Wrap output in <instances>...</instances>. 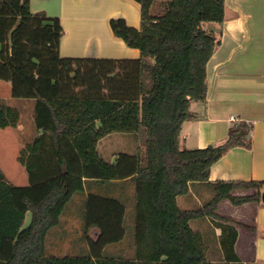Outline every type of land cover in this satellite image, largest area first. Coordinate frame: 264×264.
I'll return each mask as SVG.
<instances>
[{
  "label": "trees",
  "instance_id": "obj_1",
  "mask_svg": "<svg viewBox=\"0 0 264 264\" xmlns=\"http://www.w3.org/2000/svg\"><path fill=\"white\" fill-rule=\"evenodd\" d=\"M132 1L139 7V28L122 18L108 25L115 38L139 51L136 60L62 58L59 18L32 13L30 0H0V82L10 83L13 99L35 102L39 132L17 159L27 187L11 185L0 170V264H205L211 239L207 243L190 227L199 219L220 230L219 264H239L237 229L216 209L222 200L260 203L264 182L208 180L230 149L251 148L253 125L239 120L218 143L180 147L192 105L206 102V67L220 44L215 26L224 22V0H168L157 15L151 13L154 0ZM19 120L18 110L0 99V129L15 128ZM110 134L135 141L144 134V153L120 152L113 163L105 161L98 142ZM127 180L135 187L133 257L105 255L124 239L125 205L96 194L83 203L87 253L46 255L47 233L85 181ZM192 183L207 184L213 196L183 211L177 198ZM27 213L31 221L24 228ZM92 229L93 238L86 235Z\"/></svg>",
  "mask_w": 264,
  "mask_h": 264
},
{
  "label": "crops",
  "instance_id": "obj_2",
  "mask_svg": "<svg viewBox=\"0 0 264 264\" xmlns=\"http://www.w3.org/2000/svg\"><path fill=\"white\" fill-rule=\"evenodd\" d=\"M114 1L30 0V10L32 13H43L47 17L60 19L66 30L59 48L62 58L136 60L140 57L139 51H128L124 43L115 38L108 28V22L115 12L112 9ZM224 3V22L221 26H215L221 33L220 44L206 67V102L204 105H192L193 118L182 126L180 147L185 150L203 149L220 142L227 136L230 128L229 117L235 116L238 120L253 125L252 146L250 149H230L211 167L208 181L264 182V0H224ZM64 14L69 16L64 18ZM128 25L139 28L140 18ZM0 99L19 113V123L13 128L11 136L17 160L20 151L39 133L34 125L35 102L13 99L10 83L6 82H0ZM96 124L99 126V123ZM115 135L110 134L98 142L100 156L110 163L115 161L116 154H104L101 144ZM127 136L128 140L136 142L131 135ZM128 154L135 153L130 151ZM20 167L21 169L12 171L11 175L5 174L1 166L0 170L11 185L27 187V173L22 165ZM10 176L15 183L20 184L9 182ZM127 182L129 181L101 184L85 181L82 192L84 199L81 200L83 221V203L88 194L115 198L110 196L109 187ZM243 194L245 192L236 193ZM212 196L213 192L207 184L192 183L188 194L177 198V205L183 211L192 210L201 207ZM216 214L231 219L237 229L234 249L239 264H264V204L260 201L234 206L230 201L222 200L217 206ZM60 220L58 226L61 224ZM30 221L31 215L27 213L23 227H28ZM190 227L201 234L206 242L211 239L214 251L219 250L220 230L214 228L209 219L191 221ZM83 228L85 233V227ZM51 231L52 229L45 239L47 256H51L46 249L48 242L51 243Z\"/></svg>",
  "mask_w": 264,
  "mask_h": 264
},
{
  "label": "rangeland",
  "instance_id": "obj_3",
  "mask_svg": "<svg viewBox=\"0 0 264 264\" xmlns=\"http://www.w3.org/2000/svg\"><path fill=\"white\" fill-rule=\"evenodd\" d=\"M168 0H154L153 6L151 8L152 14H160L162 11V4ZM87 3H89L87 1ZM114 16L112 19L122 18L127 19L128 24L136 22L139 20V7L137 3L132 0H115ZM69 15L64 14V18ZM67 20V19H66ZM126 21V22H127ZM67 24V21H66ZM109 26V25H108ZM132 26V25H130ZM133 27V26H132ZM109 28V27H108ZM64 35L66 30H64ZM64 37V36H63ZM119 41V40H117ZM121 42V40H120ZM128 48V47H127ZM126 48V49H127ZM128 51H134L128 48ZM137 51V50H136ZM139 53V52H138ZM13 128L0 129V166L4 170L5 174L11 175V172L16 168L21 169L17 160L15 159L13 139ZM103 147L104 154H117L120 152H133L135 154H143L145 149V136L141 135V138L136 142L128 140V136L124 134H116L111 137L109 141H104L101 144ZM24 177L26 179V173L23 170ZM9 178V177H8ZM9 182L15 185L20 183H15L13 179H8ZM134 182L113 184L109 187L110 196H115L122 200L125 205V215H124V229L125 236L124 239L114 245L108 246L105 250V255L114 256L119 258L128 259L133 257L134 253ZM105 194V193H104ZM84 199L82 193H76L73 195L71 200L68 202L63 216L61 215L59 220L61 224L52 228L50 234L51 243L48 242L46 249L47 254L55 257H72L84 255L88 251V245L86 243L85 234L83 232L84 221L82 219V205L81 200ZM95 229L89 230L86 235L93 238L95 235ZM210 249L208 253L207 262L205 264H219L220 256L214 252V246L210 242Z\"/></svg>",
  "mask_w": 264,
  "mask_h": 264
},
{
  "label": "built area",
  "instance_id": "obj_4",
  "mask_svg": "<svg viewBox=\"0 0 264 264\" xmlns=\"http://www.w3.org/2000/svg\"><path fill=\"white\" fill-rule=\"evenodd\" d=\"M238 121H239L238 118L235 117V116H230V117H229V122H230V124H234V123H236V122H238ZM263 190H264V188H263Z\"/></svg>",
  "mask_w": 264,
  "mask_h": 264
},
{
  "label": "water",
  "instance_id": "obj_5",
  "mask_svg": "<svg viewBox=\"0 0 264 264\" xmlns=\"http://www.w3.org/2000/svg\"><path fill=\"white\" fill-rule=\"evenodd\" d=\"M260 200L264 204V193H262Z\"/></svg>",
  "mask_w": 264,
  "mask_h": 264
}]
</instances>
